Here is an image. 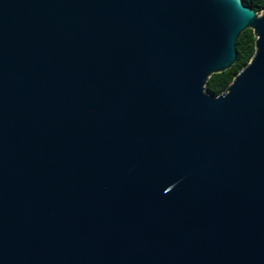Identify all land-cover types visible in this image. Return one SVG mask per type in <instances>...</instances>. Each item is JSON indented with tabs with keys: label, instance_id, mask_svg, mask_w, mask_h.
Returning <instances> with one entry per match:
<instances>
[{
	"label": "water",
	"instance_id": "1",
	"mask_svg": "<svg viewBox=\"0 0 264 264\" xmlns=\"http://www.w3.org/2000/svg\"><path fill=\"white\" fill-rule=\"evenodd\" d=\"M0 264H264V10L0 0Z\"/></svg>",
	"mask_w": 264,
	"mask_h": 264
},
{
	"label": "trees",
	"instance_id": "2",
	"mask_svg": "<svg viewBox=\"0 0 264 264\" xmlns=\"http://www.w3.org/2000/svg\"><path fill=\"white\" fill-rule=\"evenodd\" d=\"M245 5L259 13L264 10V0H242ZM256 37L253 30L245 31L237 42L238 58L234 66L220 74L213 75L207 84V89L216 96L222 94L233 82L235 76L246 67L256 52Z\"/></svg>",
	"mask_w": 264,
	"mask_h": 264
}]
</instances>
